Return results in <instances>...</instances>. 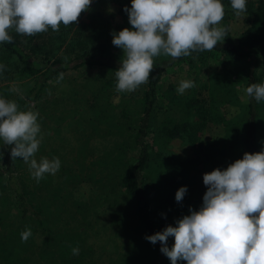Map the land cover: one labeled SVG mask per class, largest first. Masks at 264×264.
I'll use <instances>...</instances> for the list:
<instances>
[{"label": "rangeland", "instance_id": "374dc122", "mask_svg": "<svg viewBox=\"0 0 264 264\" xmlns=\"http://www.w3.org/2000/svg\"><path fill=\"white\" fill-rule=\"evenodd\" d=\"M123 1L92 0L89 10L78 18V22H82L93 13L99 12L104 18L112 14L107 29L103 30L105 36L85 43L94 53L109 55L111 59L105 62L118 66L123 50L113 45L112 34L126 27L132 29L129 18L119 11ZM243 16V13L236 15L231 7H224L219 25L226 29L224 40L211 51L194 52L171 60L166 66L157 84L152 130L165 118L181 119L184 116L182 102L187 96L206 99L207 105L209 94L223 92L211 88L214 84L219 89L217 84H222L221 77L214 76L226 63L219 48L236 45L238 35L246 27ZM98 42L107 45L99 48ZM56 45L57 53L64 58L74 56L80 48L70 34ZM170 58L161 54L154 57V63ZM258 69L259 83L264 84V59ZM59 76L47 82L42 97L31 107L32 112L38 113L37 123L41 130L37 138L42 137L33 158L37 162L42 158L50 161L58 158L59 170L55 175L45 174L37 182L30 173L29 164L16 158L19 171L36 186V199L45 208V226H38L32 218L21 220L18 207L10 202L12 196H8V202L0 204V237L9 235L2 245L10 260L6 262L0 256V264H157L153 261L155 244L146 239L140 225L132 222L130 202L117 184L119 176L131 167L138 152L134 134L139 108L134 100L141 95L144 84L133 92H117L115 71L102 65L67 71L63 73V80H59ZM106 79L112 80V84L102 86ZM181 80H191L195 86L178 94ZM9 85L10 89H19V92L10 90L7 99L15 102L28 93L33 80L22 79ZM246 87L244 72L237 74L235 84L229 83V92L225 91L228 101L222 108L228 116L244 113ZM123 107H126L127 116L121 112ZM256 108V149L261 151L264 149V101L257 102ZM225 135L228 133L221 123L210 122L200 134L204 143L201 149L178 138L165 144L167 157L159 166L152 165L146 179L151 203L162 204L167 198L175 201L166 213L168 221L163 223L164 227L175 226L177 219L190 214V208L200 209L207 191L203 183L205 173L217 168L224 170L240 159L236 145L221 157L227 142ZM238 140L237 145L242 146L240 136ZM159 145L162 144L159 142ZM185 158H196V162L185 165L180 172L173 171V161L177 163ZM170 179L173 181H168ZM182 186L187 187V192L183 200L177 202L175 194ZM28 229L31 236L24 242L21 233ZM167 244L171 248L174 237L170 236ZM73 248L79 249L78 255H73ZM160 261V264H171L165 254ZM177 264L187 262L178 260Z\"/></svg>", "mask_w": 264, "mask_h": 264}, {"label": "clouds", "instance_id": "9594fccd", "mask_svg": "<svg viewBox=\"0 0 264 264\" xmlns=\"http://www.w3.org/2000/svg\"><path fill=\"white\" fill-rule=\"evenodd\" d=\"M92 0H0V43L12 42L9 30L33 36L58 31L78 22L80 14L89 10ZM236 15L246 11V0H230ZM132 29L113 32L112 43L123 50L115 71L116 91L133 92L149 81L154 57L164 54L174 60L192 52L211 51L227 36L219 27L224 17L221 0H131L125 7ZM0 65V70H3ZM59 80H63V73ZM191 80H181L177 92L194 87ZM13 92L19 89L13 87ZM248 98L264 101V84L253 83L244 89ZM38 113L20 111L14 101L0 98V139L11 147V159L22 158L30 173L39 182L45 174L55 173L60 160L34 159L41 139ZM207 191L200 209H189L188 215L177 219L163 231L146 236L151 243L161 242V252L177 264H264V149L245 152L221 170L203 175ZM187 187L175 194L183 200ZM31 230L21 233L26 242ZM174 237L168 247L167 240ZM79 254L78 248L72 249Z\"/></svg>", "mask_w": 264, "mask_h": 264}, {"label": "trees", "instance_id": "16d2710c", "mask_svg": "<svg viewBox=\"0 0 264 264\" xmlns=\"http://www.w3.org/2000/svg\"><path fill=\"white\" fill-rule=\"evenodd\" d=\"M221 3L225 8L231 7L230 0H221ZM126 6L131 7V0H124L119 5L121 15L128 18V14L124 11ZM242 13L246 27L238 35L236 45L229 48H219L224 53L226 63L223 64L221 71L214 76L221 77L220 82L222 84H217L219 89L214 84L211 88L217 89L220 93L223 91L221 94H209L207 105H205L206 99L197 98L193 95L187 96L182 102L184 116L181 119L165 118L155 130H152L154 107L157 102V84L166 66L171 60H174L170 58L154 63L148 83L144 84L141 95L134 100L139 108L134 134V143L138 152L131 167L119 176L117 184L130 202L132 222L142 227L145 237L164 230L165 224L163 223L168 221L166 213L175 203L173 198H167L166 202L162 204L151 203L146 189L147 174L152 165L159 166L167 157L165 144L168 141L178 138L197 149H201L204 145L200 139L201 132L208 123L216 122L221 123L225 132L228 133V136L225 135L227 142L221 157L228 154L233 145L237 146L240 159L243 150L244 153L259 152L256 149L254 131L256 121L254 112L257 101L247 97L245 111L237 117L228 116L222 109L229 97L225 91L228 90L229 92V83L235 84L237 74L244 72V82L247 87L253 83L260 84L258 66L264 59V0H246V11ZM111 15L104 18L99 12L93 13L87 21L76 22L68 26L61 23L58 31H53L49 27L47 32L33 36L20 35L10 29L9 35L13 38L12 42L0 43V65L4 66L3 70H0V98L5 100L9 98L11 94L10 82L30 78L33 80L32 87L24 97L17 98L15 102L18 105V110L31 111L32 105L42 97L47 82L61 73L80 70L83 67L93 65L107 66L116 71L119 68L118 65L105 62L107 59H111L109 55H98L85 43L93 42L101 35L105 36L106 32L103 30L107 29V22L110 21ZM69 34L76 45H80V48L74 56L64 58L57 53L56 43L63 41ZM97 45L99 48H103L107 44L98 42ZM203 52L195 53L201 54ZM111 84L112 80L110 79L102 81V86ZM121 112L127 116L126 107H123ZM238 136L241 137L242 146L237 145L239 143ZM159 142L162 145L157 146ZM11 147L13 146L4 145L1 139L0 204L3 205L4 202H8V196L11 195L12 200L10 202H14L18 207L21 220L32 218L38 226L44 227L46 222L45 215H43L45 208L36 199V186L30 184L19 171L16 159H11ZM195 162L196 158L180 159L177 163L173 161V171L180 172L185 165H192ZM168 181H173V179ZM179 181L180 178L178 177L175 182L178 183ZM8 237L9 235L0 237V256L6 262L8 259L10 260V257L6 255L7 251L3 248L2 243ZM160 249L161 242L157 241L155 243L156 254L153 259V261H157V264H160V260L164 257Z\"/></svg>", "mask_w": 264, "mask_h": 264}]
</instances>
